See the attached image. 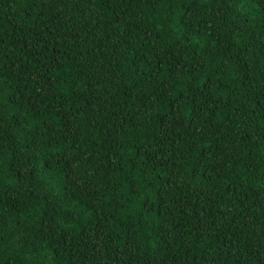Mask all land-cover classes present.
<instances>
[{
    "label": "trees",
    "instance_id": "16d2710c",
    "mask_svg": "<svg viewBox=\"0 0 264 264\" xmlns=\"http://www.w3.org/2000/svg\"><path fill=\"white\" fill-rule=\"evenodd\" d=\"M0 264H264V0H0Z\"/></svg>",
    "mask_w": 264,
    "mask_h": 264
}]
</instances>
